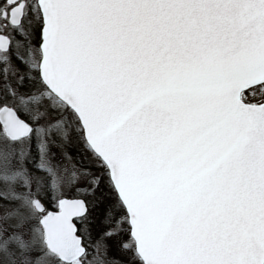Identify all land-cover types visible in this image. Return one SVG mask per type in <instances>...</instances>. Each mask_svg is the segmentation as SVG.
Segmentation results:
<instances>
[{
	"label": "snow or ice",
	"instance_id": "obj_1",
	"mask_svg": "<svg viewBox=\"0 0 264 264\" xmlns=\"http://www.w3.org/2000/svg\"><path fill=\"white\" fill-rule=\"evenodd\" d=\"M0 264H264V0H0Z\"/></svg>",
	"mask_w": 264,
	"mask_h": 264
}]
</instances>
